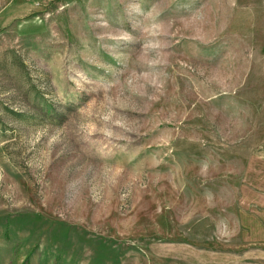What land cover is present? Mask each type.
<instances>
[{"label":"rangeland","instance_id":"374dc122","mask_svg":"<svg viewBox=\"0 0 264 264\" xmlns=\"http://www.w3.org/2000/svg\"><path fill=\"white\" fill-rule=\"evenodd\" d=\"M0 264H264V0H0Z\"/></svg>","mask_w":264,"mask_h":264}]
</instances>
